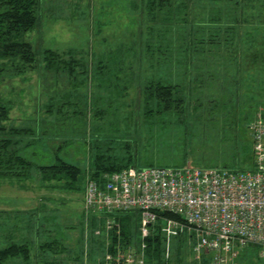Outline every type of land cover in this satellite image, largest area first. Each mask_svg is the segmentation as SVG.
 I'll return each mask as SVG.
<instances>
[{
	"label": "rangeland",
	"instance_id": "1",
	"mask_svg": "<svg viewBox=\"0 0 264 264\" xmlns=\"http://www.w3.org/2000/svg\"><path fill=\"white\" fill-rule=\"evenodd\" d=\"M142 1L41 0L35 27L23 35L35 52L34 67L19 75L0 74V103L9 109L8 120L4 123L34 128L39 139L35 145L27 148L26 155L37 164L54 162L53 156L61 146L62 157L85 171L89 170L91 157L97 153L95 142L102 144V136L109 135L112 124L117 123L124 132L127 126L132 127L128 130L134 127L137 129L134 135L123 138L129 140V156H132L129 162L141 165L192 164L199 167L247 169L250 157L248 148L244 147H247L246 143H251L248 123L251 119L250 109L254 110L256 107H245L243 111L227 114L226 109L229 107L223 109L220 104L222 107L217 111L214 105L218 100L215 101V97L212 99L206 90L200 100L202 106H197L192 112L190 110L185 118L182 116L183 120L173 118L174 123L179 122L177 125L181 127V131L179 134L172 130L175 139L170 142V151L165 153L159 143L152 150L148 146L149 137L143 135L141 128L144 117L141 112L143 98L139 90L147 73L139 72L140 68H145V63L143 57L139 66L140 56L135 43L139 41V32L145 37V32L152 25H148L146 17L142 19ZM261 1L254 0L256 8L251 18H264V10H260ZM224 12L227 15L232 11L226 9ZM197 19L192 14L189 18L190 25L185 27L186 33H189ZM257 34L255 32L254 38ZM131 47L133 49L127 51ZM46 49L59 52L66 59H69L68 53L72 52L70 54L74 58L86 61L88 67L78 66L73 73L56 66L47 70L43 59V51ZM119 50L124 52L122 56H119ZM108 51L111 52L107 55L110 60L104 56L100 61V57ZM250 54L241 55L244 64L240 68L233 63L232 70L235 69L238 73L236 76L240 84L247 72L250 75L256 69ZM219 74L225 76L222 71ZM243 91L241 87L238 94ZM196 93L197 91L194 92L195 95ZM65 97L71 102H83L84 105L78 107L82 109L69 104L56 108L55 104L62 102ZM76 109L80 113L75 115L72 111ZM215 127L219 132L215 134L213 143L211 134ZM136 134L138 141L134 142ZM197 135H200L199 138ZM65 137L71 139L66 140ZM165 154L170 155L171 160H163L161 157ZM86 175L84 182L89 174ZM59 185L57 181H44L37 170H32L31 175L24 179L1 178V229L17 228L13 232H16L14 235L18 239L29 220L34 223L37 221L40 234L35 236L36 240L42 241L48 236L61 239L65 251L59 254V258L63 257L61 262L65 264H78V257L81 258L80 264L102 261L116 245H122L125 251L120 253L122 262L150 264L146 258V247L141 246L143 241L136 235L129 242L123 241V245L119 238L115 239L121 231L117 233L118 229L114 225L107 228L108 217L100 218L85 212L83 188L80 191L66 190ZM120 217L115 216V223ZM42 224L44 225L41 227ZM42 228L49 231L41 233ZM159 234L163 238V257L171 260V264L178 260L180 264H205L204 261L194 259L188 241L183 246L178 243L176 239H180L181 233L171 235L169 244L167 234L163 231ZM4 235V231L0 232V236ZM32 235L34 237V233ZM90 235L95 238L93 244ZM90 248H93V254L89 251ZM166 248L168 255L165 253ZM127 251L134 252L136 257L130 258L131 254ZM250 258L243 264H264V254L251 255ZM235 260L236 264H242L239 256Z\"/></svg>",
	"mask_w": 264,
	"mask_h": 264
},
{
	"label": "trees",
	"instance_id": "2",
	"mask_svg": "<svg viewBox=\"0 0 264 264\" xmlns=\"http://www.w3.org/2000/svg\"><path fill=\"white\" fill-rule=\"evenodd\" d=\"M261 2L260 10H264V0ZM40 3L41 0H0V60L2 62L0 74L19 75L28 68L34 67L35 52L31 43L25 40L23 35L35 27ZM255 6L254 0L142 1V9H144L142 10V19L146 17L149 21L148 25L152 26L145 32V37H142L141 31L139 32V41L135 43V48L140 56L139 66L143 57L145 63V68H140L139 72L147 73L143 80V86L139 87V90L143 98L141 112L144 124L141 128H143V135L149 137L147 140L151 150L155 144L159 143L165 153L170 151V142L175 139L172 130L179 134L181 131V127L177 125L179 122L174 123L173 118L183 120L190 110L192 112L197 106H202L203 103L200 100L204 96L205 90L209 91L212 99L215 97V101L218 100V103L214 105L217 111L222 106L223 109L229 107L226 109L227 114L236 113L240 106L257 108L264 104V18H251L254 16ZM226 9L232 12L226 15L224 12ZM192 14L196 15L198 19L192 24L189 33H186L185 27L190 25L189 18ZM262 17H264V13ZM255 32L258 34L254 38ZM132 49L131 47L127 51ZM207 50L209 53H205ZM70 53H68L69 59H66L59 52L44 50L43 59L46 69L51 70L56 66L73 73L78 66L88 67L86 61L76 59ZM110 53L108 51L99 60L108 58L107 55ZM118 53L119 56L124 54L121 50ZM247 54L253 56L252 62L256 64V69L252 70L250 75L247 72L240 84L236 76L237 72L235 69L232 70V66L235 63L236 67L240 68L244 64L241 55ZM231 70L232 73L228 75ZM220 71L224 72L225 76H221ZM226 79L234 86L226 85ZM241 87L244 91L238 94ZM64 104L76 108L84 105L83 102L79 104L68 101L65 97L55 106L60 109ZM220 104L222 106H219ZM79 110L76 109L72 112L76 115L80 113ZM8 113L9 109L0 103V179H24L31 175L32 170H37L44 181H57L60 183L59 186L66 190L80 191L84 188L86 173L89 174L87 178L99 179L104 172L117 171L129 166L156 165L148 162L146 165H141L128 161L132 158L129 156V140L123 138L127 135H134L137 129L134 127V129L128 130L132 127L127 126L124 132L120 130L117 123L112 124L113 127L109 135L102 136V144L95 142L97 153L91 157L89 170L85 171L79 165L62 157L61 146L57 148L53 156L54 162L37 164L26 155L27 148L35 145L39 139L35 135L34 128L6 125L4 121L8 120ZM250 114L253 115V112ZM215 131L211 134L213 143L216 138L215 134H218L219 130ZM138 134L134 136V142L138 141ZM197 136L199 138L200 135ZM65 138L66 140L71 139V137ZM246 144L247 147L244 148H248V157L250 158L247 162H249L248 168H250L252 165V144ZM161 158L166 161L171 160L169 159L170 155L166 154ZM1 214L2 212H0ZM119 216H121L119 219L121 233L115 239L119 238L123 245L135 235L140 240L137 232V215L128 212L119 214ZM8 219L11 218L8 217ZM36 223L37 221L34 223L29 220L28 226L23 228L24 233H21L20 237L16 239L14 235L16 232L13 231L17 228L1 229L3 225L0 222V232H5L3 237L0 236V264H65L61 262L63 257L59 258V254L65 251L63 241L57 237L49 236L45 240L37 241L35 236L40 234L38 231L40 226H37ZM159 223L160 221L155 224V228L145 239L147 262L150 264H171V260L163 257V238L159 234ZM33 229H35L34 232ZM46 231L49 230L42 228L41 233ZM33 233L34 237L31 236ZM90 237L93 244L95 238L91 235ZM179 238L176 240L182 246L188 241L185 235H181ZM89 251L92 254L94 252L93 248H90ZM109 251H113V249L111 248ZM257 254L259 255V248L250 246L240 253L239 259L243 264V262L251 260V255ZM80 263L81 258L78 257V264ZM175 264H180V260Z\"/></svg>",
	"mask_w": 264,
	"mask_h": 264
},
{
	"label": "built area",
	"instance_id": "3",
	"mask_svg": "<svg viewBox=\"0 0 264 264\" xmlns=\"http://www.w3.org/2000/svg\"><path fill=\"white\" fill-rule=\"evenodd\" d=\"M252 116L250 168L184 164L104 172L84 183L85 212L108 217L107 228L114 225L117 233L120 223L115 216L135 213L143 248L160 221L158 228L167 234L168 244L171 235L184 234L194 259L205 264H236L235 257L250 246L264 254V104ZM120 253H125L123 246L116 245L95 264H127Z\"/></svg>",
	"mask_w": 264,
	"mask_h": 264
},
{
	"label": "crops",
	"instance_id": "4",
	"mask_svg": "<svg viewBox=\"0 0 264 264\" xmlns=\"http://www.w3.org/2000/svg\"><path fill=\"white\" fill-rule=\"evenodd\" d=\"M223 74L225 75L224 72H223ZM225 81H226V82H225L226 85L230 84L231 87L234 86L232 83H229V80L226 79ZM245 107H247V106H240L239 110L241 109L240 111H243V110L245 109ZM254 110H255V109H254ZM254 110H251V109H250V113H252ZM251 115H252V114H251ZM251 115H250V117H251Z\"/></svg>",
	"mask_w": 264,
	"mask_h": 264
}]
</instances>
